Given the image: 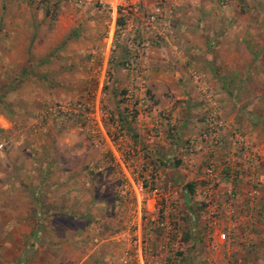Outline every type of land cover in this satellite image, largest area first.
<instances>
[{
    "label": "rangeland",
    "instance_id": "374dc122",
    "mask_svg": "<svg viewBox=\"0 0 264 264\" xmlns=\"http://www.w3.org/2000/svg\"><path fill=\"white\" fill-rule=\"evenodd\" d=\"M52 3L61 1L23 0L18 7L5 2L2 11L6 17L17 11L15 20L22 25L15 36L0 35L7 42L16 37L21 44L17 51L0 49V143L5 144L0 155V264H79L102 239L108 247L117 240L123 243L120 252L112 248L121 253L117 264H138L140 254L135 256L134 247L149 254L144 264H159V260L163 264L169 257L151 258L157 244H150L148 230L144 232L142 226L127 240L126 230L137 228L129 225L127 215L128 210L141 209L143 196L153 197V189L174 186L159 185L142 174H136L133 181L126 169L130 158L138 156L129 146L143 137L136 125L144 130L146 117L155 113L149 135L158 136L159 119L167 134L176 135V120L166 112L154 111L159 101L168 105V100L152 96V89L164 91L148 82L142 65L164 37L155 32L133 33L123 19L118 20L119 30L115 31L110 12L87 5L93 9L86 20L75 19L76 32L59 48L50 49L46 43L52 36L47 31L55 20L48 7H57ZM218 5L225 11L226 23L237 28L236 33L247 26L263 27L264 32V0H218ZM174 8L178 5L170 7ZM2 23L0 18V26ZM126 35L134 36V52L124 41ZM58 41L54 38L51 45ZM30 45L35 49H26ZM130 52L136 54L132 63ZM189 68L194 90L205 71L201 74L195 66ZM173 86L180 89L181 83ZM183 87L189 89L184 83ZM192 101L188 99L191 108ZM203 119L208 133L210 123L214 127L222 123L217 114ZM8 221L11 224L6 225ZM151 225L149 232L159 231L156 224ZM180 229L182 243L172 264L184 262L181 255L187 241ZM220 243L215 244L216 249ZM127 256L130 258L123 262ZM212 259L210 264L218 262Z\"/></svg>",
    "mask_w": 264,
    "mask_h": 264
},
{
    "label": "crops",
    "instance_id": "0c3cea01",
    "mask_svg": "<svg viewBox=\"0 0 264 264\" xmlns=\"http://www.w3.org/2000/svg\"><path fill=\"white\" fill-rule=\"evenodd\" d=\"M5 2L18 7L22 6L23 0H0V18H3L0 35L9 33L15 36L22 24L20 20H15L17 11L8 17L2 13ZM138 2L142 4L143 10L134 21L141 24L151 12L155 0ZM164 3L163 24L156 31L164 37V41L156 51L150 52L152 56L146 57L142 65L148 82H153L154 87L158 86L164 91L152 89V96L168 100V105L159 101L154 111L166 112L176 120V135L173 138L166 133L161 119L158 120V136L149 135L153 130L150 121L155 113L150 118L146 117L144 130L136 125L137 132L144 135L135 139V143H130L129 147L136 149L138 156L130 158L131 163L126 170L133 181L136 174H142L148 175V178H152L150 181H156L159 185L171 183L175 194L169 201H156L154 196L146 194L141 209L136 208L138 212L135 208L132 213L128 210L129 225L137 228L126 230L127 240L138 234L142 226L144 232L148 230L150 244H157L155 252L167 257L168 242L163 233L160 229L156 233L149 232L151 224H156V213L160 211L165 219L171 221L170 224L185 232L187 244L181 255L183 264H186L187 259L192 264H210L212 257L218 261L215 264H264V37L255 36L264 35L263 27L248 29L247 26L236 33L237 28L226 23L225 11L219 7L218 0H165ZM52 5L57 6L48 7L54 16L55 25L51 30L47 28V34L52 36L50 39L57 38L59 41L51 45L53 42L50 40L46 44L55 50L76 32L75 19L86 20L93 6L89 3L74 6L64 2ZM174 5H178V8L170 9ZM18 14L21 18V9ZM206 20L209 22L206 23ZM35 29L38 32V27ZM0 39L3 40L0 49H21L16 37L13 41L9 39V42L5 41L6 37ZM30 47L34 48L30 45L26 49ZM192 66L200 70L201 74L205 71L202 80L201 75L197 74L200 84L197 83L199 87L194 90L190 88L193 83L189 78L192 71L189 67ZM175 67L181 70H175ZM177 81L181 83L180 89L173 86ZM183 83L189 89L183 87ZM189 98L193 99L192 108ZM178 99L186 101L177 104ZM208 114L221 117V125L215 127V144L210 140L212 135L209 136L206 119H203ZM251 149L257 150L259 155V164L252 173L259 182L260 192L255 214L252 220L246 216L249 173L247 176L243 173L234 183L237 197L233 201L234 212L228 217L225 209L227 192L232 186L230 173L246 170L244 160ZM210 164L215 167L213 175L208 171ZM210 214H214L216 223L212 230L206 228ZM7 224H11V221ZM226 229L235 236L251 231L256 240L254 250L239 246L234 252L223 246L212 250L210 242L218 244V235ZM120 233L116 234V238H119ZM116 242L108 247L104 245L107 241L105 243L102 239L96 248L84 254L79 264H117L121 255L118 253L121 251L119 246H123V243ZM112 248L119 250L114 252L116 250ZM133 251L138 258L140 250L134 247ZM137 263L142 264L141 259Z\"/></svg>",
    "mask_w": 264,
    "mask_h": 264
},
{
    "label": "built area",
    "instance_id": "2783aa9c",
    "mask_svg": "<svg viewBox=\"0 0 264 264\" xmlns=\"http://www.w3.org/2000/svg\"><path fill=\"white\" fill-rule=\"evenodd\" d=\"M55 3H57L59 0H53ZM61 2L65 3H70L75 6H80L83 4H92L95 5L103 10H106L111 13V16L113 18V26L115 28V31L117 29L119 30V26L117 27L116 24L118 23L119 19H123L124 23L126 26H129V30L133 33H138L139 31L147 32V33H158L160 26L163 24V18H164V9H165V0H155L154 5L152 7V10L149 14H147L141 24L136 23L134 20L136 17H139L140 13L142 12V4L138 2V0H60ZM113 38V36H112ZM133 38L134 36L132 35H126L124 37V41L127 44L129 51H135V48L133 46ZM112 42V49L114 50L115 47V38L111 39ZM131 63L135 61L136 59V54L131 53ZM209 123V121H208ZM220 125V124H219ZM210 131H209V136L210 134V140L212 143H216V139L214 136V133L217 128H215L213 125L210 123ZM213 126V127H212ZM212 127V129H211ZM208 135V134H207ZM5 147L4 143H0V155L1 152L3 151ZM245 166L246 170L244 171H233L230 173V181L232 183V186H230V189L227 192V203H226V215L230 217L232 213L234 212L233 208V201L235 200L236 193L234 191V183L241 178V176L244 175L247 176V185H248V193H247V200H248V208H247V218L249 220H252L254 214H255V209L257 206V201L260 197V192H259V182L256 180V176L252 175V173L255 172L258 164H259V155L258 151L255 149L248 150L247 155L245 156ZM214 165L210 164L208 166V171L211 175L214 173ZM140 192H143V187L140 185L139 186ZM152 194L154 198L157 200H170L174 196V191L172 187H167L166 189H153ZM168 198V199H167ZM157 218H156V225L160 230L162 231L166 241L168 242L167 244V257H169V260L167 257V260L163 262V264H172L175 255L177 254V251L180 248V245L182 243V239L180 236V231L178 226H174L170 224V222L164 218V216L161 215L160 211L156 213ZM207 229H213L216 226L215 220H214V214H210L208 221L206 223ZM221 242L220 244L226 247L228 250L231 249L232 252L236 250V248L239 246L245 250H250L256 245V240L255 236L253 233L249 230L245 232L244 234L240 235H234L231 230H223L221 233L218 235V243ZM211 249H216L215 242H210ZM147 249V248H146ZM140 250V247H139ZM150 252V251H149ZM146 255H149L145 251L140 250V259L142 264H144V258L146 259ZM151 258H159L161 255L158 252H150ZM158 255V256H156ZM130 256L124 257L122 259L123 262H127ZM171 259V260H170ZM159 264H162V260H159Z\"/></svg>",
    "mask_w": 264,
    "mask_h": 264
},
{
    "label": "trees",
    "instance_id": "16d2710c",
    "mask_svg": "<svg viewBox=\"0 0 264 264\" xmlns=\"http://www.w3.org/2000/svg\"><path fill=\"white\" fill-rule=\"evenodd\" d=\"M121 22V21H120Z\"/></svg>",
    "mask_w": 264,
    "mask_h": 264
}]
</instances>
